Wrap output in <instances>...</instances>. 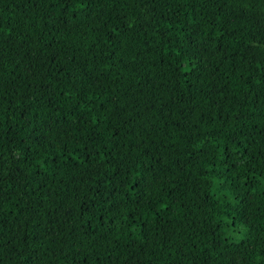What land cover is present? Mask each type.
<instances>
[{
    "label": "trees",
    "instance_id": "16d2710c",
    "mask_svg": "<svg viewBox=\"0 0 264 264\" xmlns=\"http://www.w3.org/2000/svg\"><path fill=\"white\" fill-rule=\"evenodd\" d=\"M0 264H264V0H0Z\"/></svg>",
    "mask_w": 264,
    "mask_h": 264
}]
</instances>
